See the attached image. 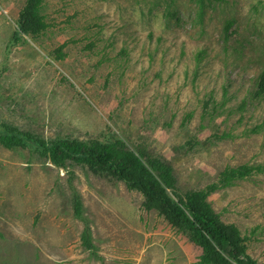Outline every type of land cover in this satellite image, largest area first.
Masks as SVG:
<instances>
[{
    "label": "rangeland",
    "instance_id": "rangeland-1",
    "mask_svg": "<svg viewBox=\"0 0 264 264\" xmlns=\"http://www.w3.org/2000/svg\"><path fill=\"white\" fill-rule=\"evenodd\" d=\"M24 3L0 0L1 123L45 139L116 134L169 160L181 191L205 187L227 167L264 163V131H248L264 119V103L249 105L243 115L221 110L214 119L202 117L205 92H220L221 78L211 69L223 64L224 23L232 21L228 44L258 56L257 68L264 64V0L207 1L203 24L196 0H45L44 34L14 41ZM149 32L153 39L146 42ZM90 41L95 45L88 47ZM108 41L114 46L104 49ZM144 43L158 50L149 55ZM199 43L219 55L207 58L210 64L191 84L177 56ZM122 46L128 56L119 54ZM237 64L229 77L245 89L238 73L243 69L247 77L256 67ZM234 86L232 98H241L243 90ZM73 195L83 203L94 253L81 245L83 222L74 216ZM142 199L87 167L58 168L28 148L0 145V264H193L197 249L146 211ZM208 200L264 264V172Z\"/></svg>",
    "mask_w": 264,
    "mask_h": 264
},
{
    "label": "trees",
    "instance_id": "trees-1",
    "mask_svg": "<svg viewBox=\"0 0 264 264\" xmlns=\"http://www.w3.org/2000/svg\"><path fill=\"white\" fill-rule=\"evenodd\" d=\"M198 2V20L202 21L205 14L206 2L218 0H196ZM45 0H25L16 18V28L13 40L18 41L23 36L36 39L44 34L49 24L44 10ZM232 21L224 23L222 42V67L213 66L211 72L220 77L218 92L212 88L205 92L202 100V117L214 119L215 115L223 110L243 113L250 107L264 103V64L259 68L256 60L259 57L247 53L243 48L228 44ZM153 39L152 32L146 37V42ZM108 40V39H107ZM162 41L156 36L154 46L157 48ZM88 47L95 45L90 41ZM108 41L103 48L111 46ZM147 54L152 55L158 49H151L143 44ZM61 45L56 52V59L63 55ZM165 52V51H162ZM121 56H128V49L122 46L119 49ZM186 55V58H184ZM212 55V56H211ZM217 50H210L199 43L186 50L181 48L178 59H184L183 75L191 84H195L198 77L204 73L203 66L210 64L211 57L218 56ZM188 62V63H187ZM237 63L253 64L254 73L241 77V85L248 83L245 89L231 80L230 73ZM228 65H231L230 67ZM227 68V69H226ZM235 85V90L242 89L244 95L235 98L230 94L229 87ZM234 104H230L231 102ZM257 102L256 104H252ZM243 115V114H242ZM192 114L185 117L186 125ZM241 116V115H240ZM251 133L264 131V119L252 125L248 130ZM192 142L187 144L191 145ZM0 145L6 149H29L33 154L48 161L58 168H66L71 164L87 167L92 173L102 177H109L123 182L128 189L138 191L142 195V206L146 211H154L177 233L182 234L188 242L197 249L198 255L193 264H258L248 253L247 237L239 227L232 222H224L214 210L208 196L232 185L238 179H244L255 173L264 172V163L251 165L241 164L227 167L221 171L218 178L203 188L181 191L169 160L163 156L152 154L144 146H130L127 141L116 134L105 139L91 138L81 140L70 137H56L45 139L31 131L19 130L7 123L0 122ZM74 216L83 222L80 240L84 250L94 253L95 245L89 221L83 216V203L79 195H73Z\"/></svg>",
    "mask_w": 264,
    "mask_h": 264
}]
</instances>
